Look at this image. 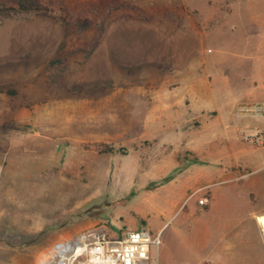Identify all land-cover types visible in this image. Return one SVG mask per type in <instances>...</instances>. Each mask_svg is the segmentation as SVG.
<instances>
[{
	"label": "rangeland",
	"instance_id": "obj_1",
	"mask_svg": "<svg viewBox=\"0 0 264 264\" xmlns=\"http://www.w3.org/2000/svg\"><path fill=\"white\" fill-rule=\"evenodd\" d=\"M33 1L0 0V264L86 229L147 231L148 264H264V143L247 139L264 131L236 126L238 155L204 147L264 103L244 97L264 0ZM208 162L236 166L195 178Z\"/></svg>",
	"mask_w": 264,
	"mask_h": 264
},
{
	"label": "built area",
	"instance_id": "obj_2",
	"mask_svg": "<svg viewBox=\"0 0 264 264\" xmlns=\"http://www.w3.org/2000/svg\"><path fill=\"white\" fill-rule=\"evenodd\" d=\"M234 114L264 118V103H239L234 107ZM247 139L259 145L264 143V136ZM203 202L206 199L202 198L198 204ZM157 242L147 231L129 230L122 236L110 237L101 231L86 229L73 239L54 244L51 248L56 247L60 252L45 264H148L149 246Z\"/></svg>",
	"mask_w": 264,
	"mask_h": 264
},
{
	"label": "crops",
	"instance_id": "obj_3",
	"mask_svg": "<svg viewBox=\"0 0 264 264\" xmlns=\"http://www.w3.org/2000/svg\"><path fill=\"white\" fill-rule=\"evenodd\" d=\"M262 49H264V47H262ZM254 68L256 71V82H257V87L255 88V91H248L246 94H244L245 98L248 99H264V81H262V78L264 76V57L257 59L254 62ZM227 106L226 108L222 109V112H220L221 114H226V109L230 108V104L226 103ZM233 116V115H232ZM230 117L231 121H226L223 125L224 129L222 128L220 132H208L204 135V139L206 140V142L204 143V147H205V152L206 155H211L213 154V141L214 140H219L221 141V143L219 144L220 146V154L223 155V153H227L228 151L231 152H235L236 155L239 154V152H241V149H233L232 147H230V141H239L241 139L240 134H238L237 132H235V128L236 126H242V128L244 129H248L249 131H254L256 129H261L264 131V118L263 117H253V118H242V117ZM233 118V119H232ZM216 149V148H215ZM217 150V149H216ZM202 165H207L210 166L211 168L208 170H205L204 168H202ZM219 167V169H215V167ZM236 166V165H235ZM235 166H229L228 164L224 165H217V164H213V163H200V164H195L193 172L194 175L197 174V176H195V178H203L207 175V173H214V172H229L232 170V168L234 169ZM201 172V173H200ZM190 177V176H189ZM188 178V177H186ZM184 181V180H181ZM175 183V180L172 181V184ZM196 190H194L190 195L192 194H198L200 192L203 191L202 186L200 187H196ZM206 199V202H203L202 204H197L199 209H203V207H206L205 209H203L204 211L208 210L209 207L212 205H214L215 201L212 199H208V198H204ZM201 200V199H199ZM198 200V201H199ZM214 201V202H213ZM254 216V220L257 224L258 227V231L259 234L261 235V228L260 225L258 223V217L260 216H264V211L262 212H257L255 214H253ZM260 228V229H259ZM264 246V245H263ZM264 249V247H263ZM221 264V261L219 262L216 258L211 260L210 262L206 263V264Z\"/></svg>",
	"mask_w": 264,
	"mask_h": 264
},
{
	"label": "bare ground",
	"instance_id": "obj_4",
	"mask_svg": "<svg viewBox=\"0 0 264 264\" xmlns=\"http://www.w3.org/2000/svg\"><path fill=\"white\" fill-rule=\"evenodd\" d=\"M258 223L260 225L261 231L264 235V216L258 217ZM60 251L56 247L49 249V251L42 254L38 260V264H45L47 259L51 258L54 254H58ZM57 264H61V262H58Z\"/></svg>",
	"mask_w": 264,
	"mask_h": 264
},
{
	"label": "trees",
	"instance_id": "obj_5",
	"mask_svg": "<svg viewBox=\"0 0 264 264\" xmlns=\"http://www.w3.org/2000/svg\"><path fill=\"white\" fill-rule=\"evenodd\" d=\"M35 1L30 0V1H26V0H16V4L20 7H23L25 4L26 5H30L33 4Z\"/></svg>",
	"mask_w": 264,
	"mask_h": 264
}]
</instances>
